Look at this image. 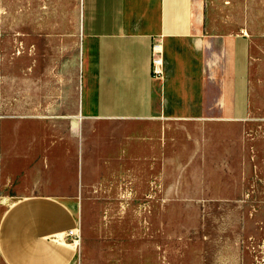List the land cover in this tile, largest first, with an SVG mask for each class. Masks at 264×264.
<instances>
[{
  "label": "rangeland",
  "instance_id": "1",
  "mask_svg": "<svg viewBox=\"0 0 264 264\" xmlns=\"http://www.w3.org/2000/svg\"><path fill=\"white\" fill-rule=\"evenodd\" d=\"M250 41L243 116L83 119L82 0H0V237L11 205L73 210V264H264V0H208Z\"/></svg>",
  "mask_w": 264,
  "mask_h": 264
},
{
  "label": "crops",
  "instance_id": "2",
  "mask_svg": "<svg viewBox=\"0 0 264 264\" xmlns=\"http://www.w3.org/2000/svg\"><path fill=\"white\" fill-rule=\"evenodd\" d=\"M81 32L83 119L232 117L247 109L250 41L216 21L208 0H82ZM157 41L160 78L151 70ZM76 227L60 199L18 201L2 218L0 264H73L74 248L55 237Z\"/></svg>",
  "mask_w": 264,
  "mask_h": 264
},
{
  "label": "built area",
  "instance_id": "3",
  "mask_svg": "<svg viewBox=\"0 0 264 264\" xmlns=\"http://www.w3.org/2000/svg\"><path fill=\"white\" fill-rule=\"evenodd\" d=\"M151 70L154 77L160 78L164 74V48L160 41H157L152 46ZM68 237H76L77 235L70 231Z\"/></svg>",
  "mask_w": 264,
  "mask_h": 264
},
{
  "label": "bare ground",
  "instance_id": "4",
  "mask_svg": "<svg viewBox=\"0 0 264 264\" xmlns=\"http://www.w3.org/2000/svg\"><path fill=\"white\" fill-rule=\"evenodd\" d=\"M72 232H74V231H72ZM62 236H63V234L59 235L60 238H62Z\"/></svg>",
  "mask_w": 264,
  "mask_h": 264
}]
</instances>
